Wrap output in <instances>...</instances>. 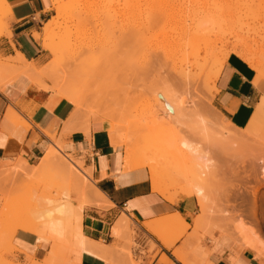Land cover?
I'll return each mask as SVG.
<instances>
[{"label": "bare ground", "instance_id": "obj_1", "mask_svg": "<svg viewBox=\"0 0 264 264\" xmlns=\"http://www.w3.org/2000/svg\"><path fill=\"white\" fill-rule=\"evenodd\" d=\"M53 1H54L56 10H57V17L59 20H53V21L49 20L43 28V33L41 34L39 32H35L34 37L38 41H42L41 44H42L43 48L46 51H48L50 53V55L58 57L62 62H65L64 65L67 67H70V66L76 67L77 68L76 70H78L77 72H79V71L84 72L85 73V74L83 73L84 75H87V71H88L87 67L90 68L89 66L83 65V64H85V62L87 60L90 61V63H92V67L98 63H99L100 67L101 66L104 67L105 65L109 64L110 59L112 57H114V55L117 53L118 48H119V45H118L119 43L118 44L115 43L114 40L110 43L107 40V38L111 36V35H109L110 32H113L115 30H116V32L117 31L123 32V29H124V31L126 29L124 27L129 25V27H128L129 29H127V30L131 31L132 37L134 38V41H135V39L138 38V34H139L138 29H136V27H138L140 21L146 20V22L147 21L149 22L150 26H153V25H155L154 23H156V22L161 23L159 21L163 22V20L167 18V13H169L168 10L172 11L171 6H170V8H169V6L167 7L168 10L166 8L167 5H165V7H164V3H166V2H164L165 0H68L67 4H62V5L60 4V0H53ZM98 1H104L106 3V5L108 3V8L104 9V12H102L101 14L97 13V14H93V15H88L87 12L91 8V6L94 5V3L98 2ZM0 3L4 7H6L7 9H10L9 5L6 3V0H0ZM168 5H170V4H168ZM172 12H174V11H172ZM194 12H196V11H194ZM175 13H173V15H172V13H169V15L172 16V18H170V19H172L174 22L173 26H174L175 32L173 31L172 34H174V33L175 34H174V36L171 35L172 37H170L169 39H167L165 41L166 43H164V45L162 46V56L157 59V63H155V66L153 68L157 69V67L158 68L160 67L159 68V70H160L161 68L166 66L167 68H170L171 70H173L175 73H178L179 75H182V76L188 77V78H190L191 75H194V74H196V77L201 75L202 78H204L202 74H207V76H206L207 80L205 78L204 79L206 81H209V80H211L212 82L214 81V84H215L220 73H221V71H222V69H223V67H224V65H225V62L227 61V59L230 56V53L225 54L222 57H218L217 56L218 53L216 52L217 42L215 43L216 44L215 45L214 44L215 41L212 42L213 39L211 40V38L208 36V34L205 33L206 29L215 25L214 24V22H215L214 16L212 15L213 13H211V11H210V12H208L202 16H200L201 15V14H199L200 12L198 13L199 15H196L197 13H192V11L188 12V14L187 13L182 14V12L177 13V14H175ZM262 15L264 16V14L259 13L258 18ZM126 16H127V18H124ZM219 20H221V19H219ZM258 20H260V19H258ZM242 22L243 21L238 22L237 23L238 26L242 25ZM246 23L249 24V22H246ZM254 23H255V21L252 22V24H254ZM166 24H165V26H166ZM256 24H258V23H256ZM256 24H254L252 26L250 23V26H252V27L257 26ZM140 27H142V26H140ZM160 27H162V26H160ZM163 28H164V25H163ZM247 28L249 29V27H247ZM214 29H215V27H214ZM57 30L59 31L58 34L56 32ZM251 30H254V32H256L258 34L256 27L252 28ZM81 31L87 32L88 35L89 36L91 35V37L93 39H91V41H89L88 43L85 42L83 44L82 43L78 44L76 41V36ZM91 31L93 33H91ZM144 31H145V28H144ZM254 32H252L251 34H253ZM142 33H143V30H142ZM246 33L247 32H245L244 34H246ZM143 34H141V35H143ZM107 35H109V36H107ZM248 35H249V33H248ZM146 36L147 35H145V37ZM156 36H158V35H156ZM254 36L255 35L253 34V37ZM242 37L246 38V37H244V35H242ZM253 37H251V38L254 39L257 36H255L254 38ZM122 39H123V37H122ZM140 39H141V37H140ZM140 39H138V40H140ZM121 41L123 42V40H121ZM240 42L241 41H239V44H240ZM255 42H256V44L258 43L257 40H255ZM246 43L248 44V42H246ZM143 44L146 47L150 48L152 43L149 44V41L147 39H145ZM249 44H251V43H249ZM253 44L255 46V43H253ZM240 45L242 46V44H240ZM241 46L239 48H238V46H236V47L234 46V49H232V51H233V53L237 54L238 56H246L247 51L245 52V50L246 49L250 50L249 48H247V46L249 47V45L246 46V44H244L243 46H245V47H243V46L241 47ZM250 46H252V45H250ZM152 48H153V45H152ZM143 50L147 51L146 48H143ZM156 53H157V51H156ZM145 54L146 53H144V55ZM249 54H251V53H249ZM118 55H117V57H118ZM82 56H85L84 60H80V58ZM250 58L252 60L253 57H250ZM215 59H216V62L214 63ZM253 59L255 60L257 58L255 57ZM79 60L81 62L79 64H77V62H79ZM254 60H253V64H254ZM72 63H73V65H72ZM94 63H95V65H94ZM212 63H213V67L211 68ZM3 67L5 68V71H7V72L8 71H14V72H17V74L19 73L20 75H27L37 85L41 81V78H42V73L38 71V66L36 64H34L33 62L28 61L24 57V55H22L20 53L18 54L17 58H13L12 63L10 65L2 66L1 68H3ZM257 67L259 68V66H257ZM263 67H264V65H263ZM149 69H146V70H149ZM146 70L141 71L143 73H141V72L140 73L142 75L143 74L147 75ZM157 70H156V72H157ZM159 70H158V72H159ZM5 71H4V73H7ZM149 71H148V74L150 73ZM68 72H70V71H68ZM4 73H2V74L0 73V89H3L5 86H7L10 83L9 81L4 80L5 77H7V76H4V78L1 76ZM83 74L81 73V76H84ZM261 74L262 75H260V76L264 77V72L263 73L261 72ZM157 76H159V74ZM61 77H63V76H61ZM137 77H138V75H137ZM194 77L192 76V78H194ZM261 77L258 76L257 79H259ZM60 79H62V78H60ZM185 79H187V78H184V81H185ZM57 80H59V79H57ZM86 80H88V78H86ZM86 80H85V82L88 83V81H86ZM198 80H200V79H198ZM186 82H187L186 84H188V85L192 84L190 81L189 82L186 81ZM86 86H84V87H86ZM57 87H58L57 91H59L60 96H63L65 100L71 102L74 106H76V110L73 112L70 119L66 123L65 131H70V130L74 131L77 129H84V130H86L87 133H89L90 124L88 126H86V124H84V123L82 124V122H81V120H82L81 118H83V111H82L81 107L86 106L87 104L92 102V101L90 102V100H91L90 95L85 96L84 95L85 93H83L84 91H81L82 93H80V92H77L74 89H71L70 87H66V86L57 85ZM93 92H95V91H93ZM99 94H101V93H99ZM189 94H188V96H189ZM91 95H92V93H91ZM93 98L95 100L98 99L97 104L100 103V101L104 102V100H102L103 99L102 96H99V95L93 96L92 95V99ZM106 101H107V99L105 98V102H104L105 104H106ZM93 102H92V104H93ZM186 102L187 101L185 99L183 100L181 97V99L178 101V104L184 107V105L187 104ZM205 102L208 104V101H205ZM206 103H204L205 104L204 108L208 110L211 107L208 108ZM110 104H112V103L110 102ZM116 105H118V104H116ZM187 105H189V104H187ZM108 106H109V104H108ZM205 109L203 111H205ZM117 110H118V108H117ZM120 110H123V109L120 108ZM126 110H127V108H126ZM192 110H193V108H192ZM118 113L120 114L121 112L119 111ZM144 114H145L144 112L142 114V112L140 113V111H139L136 114L132 115L131 117L128 116L129 118H123V116L126 115V113L124 112L121 119L119 118V120L121 122L120 121L114 122L112 120L111 121L106 120V119H110V118L105 117V119H104L103 118L104 116H103V117H99V119H101V120L100 121L98 120L99 122H96L95 124L101 125L102 123H105L104 120L108 121V123L110 125V127H108V130H109L108 132L110 135L111 143L115 147H119V146L124 147V170L130 171V170H134V169L148 168L153 189L155 191L159 192L162 197H165L166 200H168L172 203L173 202L176 203L177 201H179L183 198L195 196L198 199L199 206L201 207L200 214L195 219V228L201 230V228L204 227V225L207 223V221L211 218V215L209 212V210H210L209 196H211V195H209V193L212 194V189L214 187H212V189H210V187L213 185H210V187L208 185V187H206V189L208 190L209 193H207L205 190V187L203 186V184H205V183L202 184L203 179L206 176V173L211 171V169L210 168L207 169V167L204 165V163H201V164L206 167L205 169L203 168L204 166L203 167L199 166V165H201L200 163L199 164L195 163L197 161V159H199V154L201 155V151H200L201 143H198L195 140L198 139L197 141H199V140L203 141V138H204L210 144L218 143L220 145L219 148H221V151H223V150L229 151V149L227 147L230 148L232 145L231 142H232L233 136L231 134L233 132L235 125L231 121H229L227 118H225L221 113H220L221 114L220 115V114H217V113L210 111L209 114H207V115H209V117H207L208 120L206 117H205L206 121H204L205 118L201 119V120L198 119L200 121V124L198 123L199 126H198V129H196V130L199 131L198 133L200 135L197 133L199 135V137H196V139H194V137H192L190 135H189V137L186 136L188 134H184L185 137H174V138H173L174 135L170 136L168 134L169 136H166V138H164V137L160 138L159 137V139H157V138L155 139V136H154V140L153 141L150 140L148 142V144L150 142H152L151 145H154V146H152L153 148H151V150L152 149L154 150L156 148H157V150L158 149L160 150L162 148L166 149V147H167L168 149L169 148L172 149L173 153L170 152L171 154H174L175 156H179L177 158V160H179V162H177L176 165L174 164L173 168L171 165V169H168L169 171H167L168 174L166 173L167 174L166 175L164 172H162V170L161 171L159 170L158 161H156V159L153 158L152 155H149L150 152H148L146 150V146L144 147V149H139L141 147L137 145L139 147L138 148L134 144L133 140L135 138H139L137 136H141V135L145 134L146 131L151 130L152 128H154V126L157 125L156 124V120H158L157 116L152 114V117L149 115L150 118H148L146 116V114L145 115ZM145 116L147 118H145ZM116 120H117V118H116ZM92 122H95V121H92ZM129 122L134 125V126L132 125L133 129L135 127V130H133L134 133H132L134 136L132 134H128L129 131L126 132V134L124 133L125 130L121 131V129H123L124 127L126 130H128V128L130 129L131 126L129 127V125H128ZM121 124H122V126H121ZM199 127H201V131H200ZM195 128H196V126H195ZM173 129H175V128H173ZM176 130H177V127H176ZM193 130H192V132H193ZM196 130H194V131H196ZM162 131L163 130H161V132ZM189 131H191V130H189ZM235 131H236V128H235L234 132ZM244 131L242 133L240 130L239 131L240 133H237L238 132V130H237L236 133L238 135H240L241 138L250 136V133H249V135L246 133L248 136L243 137L242 135H245ZM157 132H158V129H157ZM234 132H233V134H234ZM167 133H166V135H167ZM216 133H218L220 135L219 139L217 138ZM241 133H242V135H241ZM180 134H178V135H180ZM150 135H151V133H150ZM162 135H160V136H162ZM171 135H172V133H171ZM234 135L238 136L236 134H234ZM146 136H149L148 132H147ZM164 136H165V134H164ZM175 136H176V134H175ZM202 136H204V137H202ZM169 137H171L172 139H170ZM140 139H142V138H140ZM236 139H237V137H236ZM236 139L235 140L233 139V140L236 142H239V140H241L240 138H239V140L237 139L238 141ZM247 139L244 138V140L242 139L241 141L243 142ZM206 140L204 142H206ZM143 141L145 142V140H143ZM147 141H148V139H147ZM147 141H146V143H147ZM144 142H143V144H145ZM242 142H240V143H242ZM143 144L141 143V145H143ZM214 144L209 145V146L214 147ZM235 144H237V143H235ZM203 146H204V144H203ZM224 147H226V148H224ZM232 148H233V146L231 147V149ZM61 150H62L61 146H59V145H55L54 147H51L48 150V152L45 153V155L42 157V160L39 163V166L35 167V168H37L36 170L29 167V165L23 161L18 165L16 164L17 167L15 168V170L11 174L8 175V177H7L8 180L6 179L8 181V183H12L18 179H22V181L28 182L30 186H27V187H31V188L38 186L41 182L44 183L45 181L49 180L51 184L50 183H48V184L51 187H53V188L57 187V192H56L57 195L55 197L54 196L51 197L50 195H48L49 196L48 197V196H46V194H43V193L40 195H36L37 194L36 193L33 197H31V199H27L26 204L24 203L25 202L24 201L23 203L18 204L15 207H13V206H9L7 208L4 207L5 209L0 212V224L4 223L6 225V230L4 233L2 232L3 234L1 235L0 238L3 239V242L6 241V242L10 243L11 249H13V251L17 250L16 247L13 246L12 240L15 237L16 233H18V231H25L28 233L36 234L37 236H39L40 240H47L48 242H50L51 248H50L46 258L39 261V260L35 259L34 257H29L30 261H32L31 264H56L61 257V247H62V242H63L62 240H64L65 236H67V237L71 236L73 238V240L77 246V253L79 254L77 256L79 264H81V261H82L81 258H82L83 253H85V252L92 253V254H99V255L100 254L103 255V254L107 253V247L106 246L101 245L98 242L88 238L83 232L84 203L88 201V202H90L91 205L99 207V206H102V202L106 198L103 195V193L97 187H95V186L93 187L92 184H89V181L87 180L86 175L84 176L82 174L83 170H81V173L79 172L80 170L79 171L77 170V169H80L79 164L77 165V164L73 163L71 160L67 161V160H64V159L59 157V154L62 153ZM173 150H175V151H173ZM155 152H157V151L155 150ZM223 152L225 153V151H223ZM182 161H187V162H185L186 163L185 165L187 166V163H189V165L187 167L185 166L183 168V166H181ZM205 163H206V161H205ZM169 168H170V166H169ZM211 168L214 171L216 169V168L214 169L213 167H211ZM12 170H13V168H12ZM206 170H208V172ZM165 172H166V169H165ZM213 172L211 171V173H213ZM237 176H238V178L240 177L239 175H237ZM172 179H176L179 182L183 181V185H181L179 183L181 185V187H177L176 184L171 182ZM259 183L261 184L260 181H259ZM9 186H12V185H9ZM234 188H236V187H234ZM36 189H37V187H36ZM219 189H221V188H219ZM49 190H51V189H49ZM45 192H47V191L45 190ZM75 192L78 193L77 196H75ZM221 192H222V189H221ZM228 192H229V190H228ZM234 192H235V190H234ZM238 192H240V190H238ZM257 192H258V187H256V189L253 190V192H252L253 197H251V199L253 198L251 200V202L253 201V203L251 204L252 208L250 209V215L252 212V214L255 215V216L252 215L253 218L254 217L256 218L257 207L259 208V206H258L259 204L257 205V202H256ZM225 193H226V191H225ZM225 193L223 195L231 196V195H226ZM4 194H5V192H4ZM219 194H222V193H219ZM230 194H231V192H230ZM232 195H233V193H232ZM210 199H212V198H210ZM0 201H1V199H0ZM2 201H3V199H2ZM106 201H107V199H106ZM212 203H213V199H212ZM233 206H234V204H233ZM0 210H1V208H0ZM239 215H240V213H239ZM244 220H246V219H244ZM125 221H127V218L123 217L116 223L115 227H113L114 233L116 235L119 232L118 231L119 227ZM229 221H230V219H229ZM219 222H220V220H219ZM156 223H158V226L160 228L155 227L156 225L154 227L152 226V224H150V225L155 230V234L158 235L164 241V244H166L169 248H171L174 244V241L180 237V235L174 237V235H172V233H170V232H173L174 230H176L178 228L177 230L180 231V232L178 231L179 232L178 234H181V232H184L181 230H183V229L185 230L186 228L188 229V226H189L186 223V221L184 220V218H182L178 214L175 216H172V217L157 220ZM247 223H244V221L239 222L237 225L238 226L241 225L239 227L240 229L234 224L237 227V229H236L237 231L236 232L233 231L235 233H233L232 235L238 234L239 236H241L242 240L240 239V241H243V239H244L243 243L244 242L246 243L247 239L250 238V240H248V244L245 246H249V248L252 247L251 250L258 251L260 249V247L258 249L259 245L257 246V244H256L257 241L255 242L253 240L254 237L252 239H251V237H248L250 235L249 234L250 229L246 225ZM235 226H234V228H235ZM226 231L223 230V232H221V233L222 234H227V233L229 234V231L228 232H226ZM252 231H254V230L251 229V231H250L251 236H253L255 234V232L253 234ZM175 232H177V231H174V233ZM181 235H183V233ZM230 235H231V232H230ZM235 236L236 235H234V237ZM245 238H246V241H245ZM243 243H242V245H244ZM243 248H245V247H243ZM261 250H259V251H261ZM127 253H129L128 255H131L130 252H127ZM261 264H263V263H261Z\"/></svg>", "mask_w": 264, "mask_h": 264}, {"label": "rangeland", "instance_id": "obj_2", "mask_svg": "<svg viewBox=\"0 0 264 264\" xmlns=\"http://www.w3.org/2000/svg\"><path fill=\"white\" fill-rule=\"evenodd\" d=\"M172 1L171 0H167V1L165 0L164 1V2H166V3H164V7H165V5H167L166 8L168 6L170 8V6H171L172 11H174V12H172L170 10L171 11L170 12L167 8L168 12L172 13V15L175 12H176L175 14L181 13V12H182V14L183 13L188 14V12L192 11V13H197L196 15L201 14L200 16H202V15H205L206 13L211 11V13H213L212 15L214 16V20H215L214 24L215 25L206 29L205 33L208 34V36L211 38V40L213 39L212 42L215 41L214 44L217 42V47H216V52L218 53L217 56L222 57L223 55L228 54V53H230V55H237V54L233 53V51H232V49H234V46L235 47L238 46V48H239L241 46L240 44H242V46L244 44H246V46L249 45V47L247 46V48H249L250 50H248V49L245 50V52L246 51L248 52V53L246 52V54H247L246 56H238V55L237 56L240 58L243 57L242 59L257 72L256 77H258V76L261 77L260 76V75H262L261 72L262 73L264 72L263 71L264 70V67H263V65H264V16L262 15L258 18V14L259 13L264 14V0H188V1L187 0H172ZM67 2H68V0H60L61 5L67 4ZM167 3L170 5H168ZM53 4H54V1H53ZM106 8H108V3L106 5V3L104 1H98V2L94 3V5L91 6V8L89 9V11L87 13H88V15H93V14H97V13L101 14L102 12H104V9H106ZM205 8L206 9L208 8V9L206 10ZM194 11H196V12H194ZM169 13H167L166 19H164V20L162 19L163 22L159 21L161 23H158V22H156L157 24L154 23L156 26L155 25L150 26L149 22L148 21L146 22V20L140 21L138 27H136V29H138L139 34H138V38H136L135 41H134V38L132 37L131 31L127 30V29H129L128 28L129 25L124 27L126 29H125V31L123 29V32H120V31L116 32V30H115L113 32H110V34L108 33L109 35H111L110 37L107 38V40L110 43L113 40L115 43H117V44L119 43L118 44L119 45L118 51L115 54L116 56L114 55V57H112L110 59L109 64L107 63L108 65H105L104 67L101 66L102 68L99 66V63L96 65L94 63L95 66L92 67V63H90V61L87 60L85 62V64H83L84 66L90 67V68L87 67V69L89 71V72L87 71V75H84L85 74L84 72H80V71H79L80 73L77 72L78 70H76L77 68L74 66L73 67L72 66H70V67L65 66L64 65L65 62H62L56 56L50 55V53L48 51H46L48 54L47 62L45 64H43L42 66H38V71L42 73L41 81L38 83L39 86L49 88V90L57 93L58 95H59V91H57L58 90L57 85L70 87L71 89H74L75 91L80 92V93H82L81 91H84L83 93H85L84 94L85 96L90 95V97H91L90 102L94 101L95 103L93 102V104H92V102L91 103L88 102L89 104H87L86 106H82L83 108L81 107V109L83 111V118H81L82 119L81 122H82V124L83 123L86 124V126H88L90 124V128L93 124H95L96 122H99L101 120V119H99V117H103V116H104L103 117L104 119H105V117L110 118V119H106V120H110V121L112 120L114 122H119L120 121L119 118L121 119L124 112L126 113V115L123 116V118H129L128 116L131 117L132 115L136 114L139 111H140V113L142 112V114L144 112L148 118H150V116L152 117V114L157 116L158 117V120H156L157 125L154 126V128H152L151 130H149L150 132L146 131L145 134H143L141 136H137L139 138H135L133 141H134V144L136 147H138V146L141 147V148L138 147L139 149H144V147L146 146V150L148 152H150L149 155H152L153 158H155L156 161H158L159 170L160 171L162 170V172H164L165 174L166 173L168 174L167 171H169L168 169H171V165L173 168L174 164L176 165L177 162H179V160H177V158L179 156H175L174 154H171L170 152H172V149H170V148L168 149L167 147H166V149L162 148L160 150L159 149L157 150V148H156L154 150L153 149L151 150V148H153L152 146H154V145H151L152 142H150L149 144H148V142L150 140L153 141L154 136H155V139L156 138L159 139V137L160 138H162V137L166 138V136H169V135L170 136L174 135L173 138L174 137H185L184 134H188L186 136L189 137V135H190V136L194 137V139H196V137H199V135H200L198 133L199 131L196 130V129H198V126L200 124L199 120L204 119L205 117L206 118L209 117V115H207V114H209L210 111L217 113V114H220V112L213 106V103H212L213 98H214V94L216 91V85H215L216 83L214 84V81L212 82L211 80L206 81L207 80L206 79L207 74H202L203 77L206 79L205 80L204 78H202L201 75L196 77V74L191 75L190 78L184 77L182 75H179L178 73H175L173 70H171L170 68H167L166 66H164L160 70H159L160 67L159 68L157 67L159 72L157 69L153 68L155 66V63H157V59L162 56V46L164 45V43H166L165 41L167 39H169L170 37L174 36V34H175V33L172 34V32L175 30L174 26H173L174 22L172 19H170V18H172V16H170ZM9 15H10V9H7L6 7H4L0 3V36L3 33H8L10 35V24L8 21ZM124 18H127V16ZM219 19H221V20H219ZM258 19H260L261 21ZM49 20H52V21L53 20H59L57 17V10H56L55 4L52 6V9H51L49 15L47 16V19H45L40 24L38 31H35V32H39L42 34L43 28ZM240 21H243L244 23L242 22V25L238 26L237 23ZM253 21H255L254 24L258 23V24H256L257 26H254L257 28L258 34L256 32H254V30H251L252 28H254V27H252L254 25V24H252ZM246 22H249V24H247ZM250 23L252 26H250ZM165 24H166V26H165ZM163 25H164V28H163ZM140 26H142V27H140ZM160 26H162V27H160ZM143 27L145 28V31H144ZM214 27H215V29H214ZM247 27H249L250 30ZM142 30H143V33L145 35H147L146 37L142 33ZM56 32L58 34L59 31L57 30ZM245 32H247V33L244 34ZM252 32H254L253 34L257 37L254 36L255 37L254 38L253 34H251ZM91 33H93V32L91 31ZM248 33H249V35H248ZM141 34H143V35H141ZM109 35H107V36H109ZM156 35H158V36H156ZM242 35H244V37H246V38H243ZM250 36L253 37L254 39H252ZM122 37H123V39H122ZM140 37L142 40L140 39ZM91 39H93L91 37V35L89 36L87 32H83V31L78 33L76 36V41L78 44H80V43L83 44L85 42L88 43L89 41H91ZM138 39H140V40H138ZM145 39H147L149 41V44L152 43L150 48L146 47L143 44ZM121 40H123V42ZM255 40L258 41L257 44H256ZM239 41H241L240 44H239ZM245 41L248 42V44ZM40 42L42 43V41H40ZM249 43H251V44H249ZM253 43H255V46ZM152 45H153V48H152ZM250 45H252V46H250ZM243 47H245V46H243ZM143 48H146L148 52L146 50H143ZM156 51H157V53H156ZM144 53H146V54L144 55ZM249 53H251V54H249ZM117 55H118V57H117ZM254 56L257 58V59H255L256 61L253 59V58H255ZM250 57H253L252 60ZM84 59H85V56H82L80 58V60H84ZM12 60H13V58L10 57L9 58L10 63L7 64V66L12 63ZM80 60H79V62H77V64H79L81 62ZM253 60H254V64H253ZM215 62H216V59H215L214 63ZM72 65H73V63H72ZM257 66H259L260 69ZM212 67H213V63L211 64V68ZM146 69H149L150 71L146 70ZM144 70L147 71L146 72L147 75L141 74V73H143L141 71H144ZM156 70H157V72H156ZM4 71H3V73H4ZM68 71H70V72H68ZM148 71L150 72L149 74H148ZM5 72H7V71H5ZM0 73H2V70H0ZM81 73L82 74L84 73L83 74L84 76H81ZM158 74H159V76H157ZM137 75H138V77H137ZM1 76L3 78H4V76H7V77H5L4 80L9 81V82H13L18 76H21V75L19 73L17 74V72H14V71H8L7 73H4ZM61 76H63V77H61ZM192 76L193 77L195 76V77L192 78ZM60 78H62V79H60ZM86 78H88V80H86ZM184 78H187V79H185V81H184ZM197 78L200 80H198ZM57 79H59V80H57ZM261 79H264V77H261ZM85 80L88 81L89 84L87 82H85ZM186 81H188V82L190 81L192 84L188 85V84H186L187 83ZM77 82L78 83L80 82V83L78 84ZM84 86H86V87H84ZM93 91H95V92H93ZM91 93L93 96H98V95L102 96L103 99L102 98L101 99L104 100V102H105V98H106L107 99L106 104L103 101H100V103L97 104L98 99H96V100L94 98L92 99ZM99 93H101L102 95ZM188 94H189V96H188ZM181 97L183 100L185 99L187 101L186 103L189 105L185 104L184 107L179 105L178 101L181 99ZM205 101H208L209 105ZM110 102L113 105L110 104ZM204 103H206L208 108H210V107L211 108L208 110L205 109ZM108 104H109V106H108ZM116 104H118V105H116ZM74 107L76 110V106H74ZM117 108H118V110H117ZM120 108L123 109L124 111L120 110ZM126 108H127V110H126ZM192 108H193V110H192ZM204 109H205V111H203ZM119 111L121 112L120 114L118 113ZM146 116H145V118H147ZM116 118H117V120H116ZM206 118L204 121H206ZM106 120H104L105 123H102V124H104L108 128V127H110V125H109L108 121H106ZM207 120H208V118H207ZM92 121H95V122H92ZM128 125H129V127L131 126L130 129L128 128V130H126L124 127L123 129H121V131L125 130L124 131L125 134L128 131H129L128 134L134 133L133 130H135V127H134V129L132 128L133 124H131L129 122ZM121 126H122V124H121ZM195 126H196V128H195ZM176 127H177L178 131L176 130ZM156 128L158 129V132H157ZM173 128H175V129H173ZM199 128L201 131V127H199ZM235 128H236V131L238 130L237 133H240L239 132L240 130L243 133V131L245 130L244 131L245 135H242V133H241V135L243 137L248 136L250 133V136L244 137V138H246V139L248 138V139L242 142L241 140L242 139L244 140V138H241V136L238 135L236 133V131L234 132ZM193 129L196 131H194ZM161 130H163V131L161 132ZM189 130H191V131H189ZM192 130H193V132H192ZM147 132H148L150 137L146 136ZM233 132H234V134H236L238 136H235L233 134ZM233 132L231 134L233 136L232 142L236 139V137L238 140H239V138L241 140H239V142L234 141L237 144H235L234 142H233L234 143L233 144L231 142L232 145L231 144L230 145H231V147L233 146V148L231 149V147L230 148L227 147L229 149V151L223 150V151H225V153L223 151H221V148H219L220 145L218 143H215L216 145L213 143L214 147H212L209 145H213V144L208 143L207 140L204 138H203V141H200V140L197 141L198 139L195 140L196 142L201 143V145L199 144L200 148H201L200 149L201 155L199 154V159H197V161L195 163L196 164L197 163L198 164L204 163V165L207 167V169L210 168L212 172L214 170L211 167H213L214 169L216 168L213 173H211V171H209L210 172L209 173L208 170H206L208 173H206V176L204 177L203 182H202V184L205 183V184H203V186L205 187V190L207 193H209L208 190L206 189V187H208V185H209V187H210V185H213L210 187V189H212V187H214L212 189V194L209 193V195H211V196H209V204H210L209 205V207H210L209 212H210L211 218L207 221V223H208L209 227H211L212 230H217L220 233L223 232V230H225V231L227 230L226 232L229 231V233L231 232V234H233L237 231L236 230L237 227L239 228L241 226V225L240 226L237 225L239 222H241V221H244V223L248 222L246 225L248 226L250 231L252 229V230H254V231H252V233L254 234V232H255V234L254 235L252 234L253 236H251V233L249 231L250 235L248 234L249 235L248 237H251V239L254 237L253 240L255 242L256 241L258 242V243L256 242L257 246L259 245L258 249L260 247L259 250H261V249L262 250L256 251V255H258L257 258L260 260V264L261 263L264 264V115L262 118H258V117L253 116L250 123L247 125V127L238 129V127L235 126L233 129ZM150 133H151V135H150ZM163 133L165 134V136ZM166 133H167V135H166ZM171 133H172V135H171ZM175 134H176V136H175ZM178 134H180V135H178ZM216 134H217V138L219 139L220 135L218 133H216ZM160 135H162V136H160ZM202 137H204V136H202ZM52 138H53V142L55 145L61 146V149H62L61 152L62 153L59 154V157L64 159V160H67V161L71 160L73 163H75L77 165L79 164L80 169H77V170L78 171L80 170L79 171L80 173H81V170H83L82 174L84 176L86 175V178L89 181V184H92L93 187L94 186L97 187L95 185V182L92 179V174H91L89 168L85 167L83 159L76 156V155L66 153L62 148V144L58 140H56L55 137H52ZM140 138H142V139H140ZM169 138L172 139L171 137H169ZM147 139H148V141H147ZM143 140H145V142ZM205 140H206V142H204ZM146 141H147V143H146ZM143 142L145 144H143ZM240 142H242V143H240ZM141 143L143 145H141ZM203 144H204V146H203ZM51 147H53V146H51ZM224 148H226V147H224ZM155 150L157 152H155ZM173 151H175V150H173ZM41 160H42V158H36L32 161L20 158V159L15 160V161L5 162V163L0 164V199H1V201H0V204H1L0 205V208H1L0 212L9 206L15 207L16 205L21 204L24 201H25L24 203L26 204L27 199H31V197H33L36 193H37L36 195H40L43 193V194H46V196L50 195L51 197L52 196L55 197L57 195V193H56L57 187L56 188L51 187L48 184V183H50L49 180H47L48 182L47 181H45L44 183L41 182L39 184L40 186L39 185L36 186L37 189H36V187H32V188L27 187V186H30L29 183L26 181L25 182L22 181V179H18L12 183H8V181H7L8 175L11 174L15 170L17 165L20 164L22 161L26 162L29 165V167L36 170L37 168H35V167L39 166V163L41 162ZM205 161H206V163H205ZM185 162H187V161H182V163H181V166H183V168L186 166ZM188 165H189V163H187V166ZM204 165L201 164L199 166L203 167ZM169 166H170V168H169ZM205 166L203 167L204 169L206 168ZM12 168H13V170H12ZM144 169H146L149 173L148 168H144ZM165 169H166V172H165ZM149 175H150V173H149ZM237 175H239L240 177L238 178ZM259 181L261 182V184L259 183ZM171 182L176 184L177 187H181V185H183V181L179 182L176 179H172ZM9 185H12V186H9ZM218 187L222 189V192H221V189H219ZM234 187H236V188H234ZM256 187H258L256 202H257V205L259 204L258 205L259 208L257 207V212H256V214H257L256 218L257 219L254 217L256 219L255 220L253 218V216H255V215L252 214V212L250 215V209L252 208L251 204L253 203V201L251 202V200L253 199V198L251 199V197H253L252 192L254 189H256ZM49 189H51V190H49ZM45 190L48 193L45 192ZM228 190H229V192H228ZM234 190H235V192H234ZM238 190H240V192H238ZM225 191H226V193H225ZM4 192L6 195L4 194ZM230 192H231V194H230ZM219 193H222V194H219ZM224 193L226 195H231V196H225V195H223ZM232 193H233V195H232ZM77 195H78V193L75 192V196H77ZM210 198L213 199V203H212V199H210ZM2 199H3V201H2ZM233 204H234V206L235 205L236 206L234 207ZM87 206H93V205H91L90 202L87 201L84 203V208ZM200 209H201V207H200ZM239 213H240V215H239ZM229 219H230V221H229ZM244 219H246V220H244ZM219 220H220V222H219ZM234 226H235V228H234ZM177 229L174 230V231H177L175 233H174V231L170 232V233H172V235H174V237L181 235L182 233L184 234V232H186L185 231L186 229L185 230L183 229L181 231H184V232H181V234H178L180 231ZM5 230H6V225L4 223H1L0 224V237L5 232ZM233 231H235V232H233ZM221 235H223V234L221 233ZM234 235H236L235 237L237 239H239V240L241 239V236H239L238 234H234ZM246 238H245V241H246ZM248 240H250V238H248L246 243L245 242L244 243L248 244ZM62 241L63 242H62V247H61V257L56 264H79L78 257H77L79 254L77 253V246H76L73 238L71 236L70 237L65 236L64 240H62ZM243 241H244V239H243ZM12 244H13V240H12ZM13 246H14V244H13ZM50 246H51V244L49 242H45L43 245V249H42L43 251H42L41 256L40 257L34 256V257L37 258L39 261L44 259V257L47 255V253L50 249ZM19 253L20 252L18 251V249L13 251V249H11L10 243L6 242V241L3 242V239L0 238V264H31L32 263V261H30V259H29V256H26V258L24 259V258L20 257Z\"/></svg>", "mask_w": 264, "mask_h": 264}, {"label": "crops", "instance_id": "obj_3", "mask_svg": "<svg viewBox=\"0 0 264 264\" xmlns=\"http://www.w3.org/2000/svg\"><path fill=\"white\" fill-rule=\"evenodd\" d=\"M6 3L10 8V35L0 36V70L3 73L5 68L1 67L19 53L42 66L48 54L34 34L47 19L53 0ZM256 76L257 72L242 58L230 55L216 81L213 106L238 128L247 127L253 116L264 115V79ZM74 110L63 96L35 84L27 75L18 76L0 89V164L42 158L55 146V137L66 153L83 159L107 199L102 206H87L83 212L84 234L106 246L107 253L85 252L81 264H260L256 251L234 235H221L208 223L201 230L195 228L201 211L195 196L172 203L153 189L146 169L124 170V147L111 143L104 124H93L89 133L84 129L65 131ZM177 214L189 226L169 248L153 227L160 228L157 220ZM123 217L127 221L116 235L113 227ZM45 242L25 231H18L13 238L24 259L40 257Z\"/></svg>", "mask_w": 264, "mask_h": 264}]
</instances>
